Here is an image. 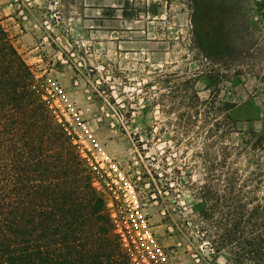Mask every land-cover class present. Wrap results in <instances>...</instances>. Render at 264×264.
I'll list each match as a JSON object with an SVG mask.
<instances>
[{"label":"rangeland","instance_id":"obj_1","mask_svg":"<svg viewBox=\"0 0 264 264\" xmlns=\"http://www.w3.org/2000/svg\"><path fill=\"white\" fill-rule=\"evenodd\" d=\"M188 9L168 67L129 75H116L82 42L97 35L91 0H0V20L110 214L115 207L122 221L146 223L164 264H255L248 255L236 261L230 248L240 246L220 242L215 196L233 174L246 212L264 203V183L250 180L264 148L245 145L250 131L264 133V0H189ZM230 103L253 114L237 119ZM207 185L215 194L208 202Z\"/></svg>","mask_w":264,"mask_h":264},{"label":"trees","instance_id":"obj_2","mask_svg":"<svg viewBox=\"0 0 264 264\" xmlns=\"http://www.w3.org/2000/svg\"><path fill=\"white\" fill-rule=\"evenodd\" d=\"M245 145L264 148V133L250 131ZM251 161L262 185L264 165ZM92 173L0 20V264H134ZM234 181L223 195L204 186L202 197L223 205L220 242L240 246L231 256L264 264V203L246 212Z\"/></svg>","mask_w":264,"mask_h":264},{"label":"crops","instance_id":"obj_3","mask_svg":"<svg viewBox=\"0 0 264 264\" xmlns=\"http://www.w3.org/2000/svg\"><path fill=\"white\" fill-rule=\"evenodd\" d=\"M92 1L98 16L97 35L90 38L87 34L82 42L88 43L97 61L106 63L116 75L138 73L142 68L148 73L162 71L168 67L175 46L184 42L189 0ZM250 106H236L230 114L237 119L251 117ZM262 108L260 129L264 132V103Z\"/></svg>","mask_w":264,"mask_h":264},{"label":"built area","instance_id":"obj_4","mask_svg":"<svg viewBox=\"0 0 264 264\" xmlns=\"http://www.w3.org/2000/svg\"><path fill=\"white\" fill-rule=\"evenodd\" d=\"M85 157L90 159L89 155ZM111 189L115 190L112 186ZM119 197V195H117ZM113 203L110 204V206ZM120 209L111 207L116 230L121 237L123 246L130 255L134 264H164L166 252L156 242L154 236L147 228V224H138L128 219L119 218Z\"/></svg>","mask_w":264,"mask_h":264}]
</instances>
